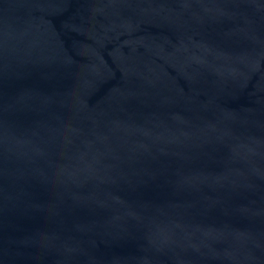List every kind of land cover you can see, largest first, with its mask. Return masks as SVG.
I'll return each instance as SVG.
<instances>
[{
  "label": "water",
  "instance_id": "obj_1",
  "mask_svg": "<svg viewBox=\"0 0 264 264\" xmlns=\"http://www.w3.org/2000/svg\"><path fill=\"white\" fill-rule=\"evenodd\" d=\"M0 264H264V0H0Z\"/></svg>",
  "mask_w": 264,
  "mask_h": 264
}]
</instances>
